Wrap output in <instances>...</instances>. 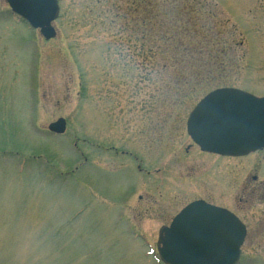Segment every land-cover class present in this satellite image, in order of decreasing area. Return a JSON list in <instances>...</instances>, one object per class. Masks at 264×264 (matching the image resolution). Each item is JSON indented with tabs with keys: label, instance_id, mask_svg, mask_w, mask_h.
<instances>
[{
	"label": "rangeland",
	"instance_id": "rangeland-1",
	"mask_svg": "<svg viewBox=\"0 0 264 264\" xmlns=\"http://www.w3.org/2000/svg\"><path fill=\"white\" fill-rule=\"evenodd\" d=\"M165 1L58 0L45 41L0 0V264H163L195 200L235 213L240 264H264V152L204 154L186 130L212 90L264 97V0ZM187 13L200 69L159 41Z\"/></svg>",
	"mask_w": 264,
	"mask_h": 264
},
{
	"label": "water",
	"instance_id": "water-1",
	"mask_svg": "<svg viewBox=\"0 0 264 264\" xmlns=\"http://www.w3.org/2000/svg\"><path fill=\"white\" fill-rule=\"evenodd\" d=\"M12 13L45 40L54 39L57 0H6ZM49 131L62 135L66 121ZM187 133L202 152L243 157L264 149V98L234 88L217 89L195 107ZM246 228L226 209L196 201L160 232L158 254L164 264H238Z\"/></svg>",
	"mask_w": 264,
	"mask_h": 264
},
{
	"label": "trees",
	"instance_id": "trees-1",
	"mask_svg": "<svg viewBox=\"0 0 264 264\" xmlns=\"http://www.w3.org/2000/svg\"><path fill=\"white\" fill-rule=\"evenodd\" d=\"M167 1H165V3ZM191 13H194V12L191 11ZM163 16H165V13H163ZM162 19H163V23L159 26V28L168 29L170 31L167 33L166 32L161 33L159 35V41L163 45L169 47V49L173 48L172 53H174V50L176 51V53H179V55L176 54V56H174V60L178 62L179 65H181L183 62H189L187 65L192 67V64H194L195 68L200 69L199 62H197V59L195 57L201 56L202 51L199 50L197 47L201 44V42L197 41L198 33L193 32V30L197 28V25L192 22L194 21L192 20L194 18L191 17L190 14L187 13V14H180L178 18L176 19L174 18H167V19L162 18ZM167 20L169 21L166 22ZM143 24H145V20H143ZM169 25L170 27L167 28V26ZM172 31H175V32L173 33ZM202 66L204 65H200V67ZM194 67L192 68L194 69ZM206 68L207 67H205V69ZM202 73L206 74V79L209 78L208 82H211V83L213 82L212 80L213 69L212 68L201 72V74ZM180 74H183V73L181 72ZM201 74L197 72L195 74L196 78H201ZM179 84L185 85V83H179Z\"/></svg>",
	"mask_w": 264,
	"mask_h": 264
},
{
	"label": "flooded vegetation",
	"instance_id": "flooded-vegetation-1",
	"mask_svg": "<svg viewBox=\"0 0 264 264\" xmlns=\"http://www.w3.org/2000/svg\"><path fill=\"white\" fill-rule=\"evenodd\" d=\"M263 152H264V151H260V152H257V153H263ZM255 154H256V153H255ZM256 179H257V178L254 177V180H256ZM186 205H187V204H186ZM186 205H185V206H186Z\"/></svg>",
	"mask_w": 264,
	"mask_h": 264
}]
</instances>
